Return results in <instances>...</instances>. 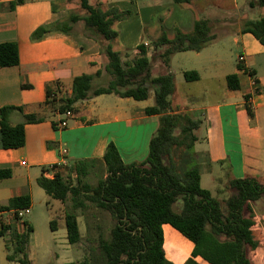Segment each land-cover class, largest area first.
I'll return each mask as SVG.
<instances>
[{
	"label": "crops",
	"instance_id": "1",
	"mask_svg": "<svg viewBox=\"0 0 264 264\" xmlns=\"http://www.w3.org/2000/svg\"><path fill=\"white\" fill-rule=\"evenodd\" d=\"M12 1L0 0V44L17 45L19 64L0 68V111L3 107L21 110L9 115L11 126L23 122V115L34 114L44 121L25 125L23 147L0 149V170L11 171L10 178L0 180V207H5L12 198L27 195L30 209L34 197L40 196L36 180L41 176L53 178L46 169L59 163L62 157L67 165L57 170L61 176L76 160H101L109 143L115 145L124 164L145 160L158 117L144 113L145 108L153 105L152 91L144 101L102 95L77 103L76 112L64 119L66 127L54 129L52 123L58 124L63 118L43 105L47 87L57 81L67 86L80 74L101 70L104 75L103 57L81 21L72 25L71 33L52 32L39 41H31V34L39 27L51 28L71 15L83 16L80 0H23L11 9ZM88 2L102 10L129 13L127 19L114 25L118 32L113 43L115 51H134L144 43L149 48L151 78L167 72L173 75L174 92L169 97L172 113L186 114L200 122L193 131L196 141L190 150L200 187L206 178L210 189L204 190L223 196L229 179L264 178V48L251 34L242 32L245 22L264 17V7L250 9L249 0H192V7L173 0ZM198 17L209 22L215 39L200 52L172 55L166 68L158 57L165 47L154 49L151 44L162 34L172 39L175 30L190 33ZM233 51L237 53L235 63L231 61ZM238 64L244 70H238ZM185 72H195L196 80L187 82ZM232 74L237 76L238 90L227 87L225 78ZM246 105L252 110V119L247 115ZM0 213L3 228L0 258L6 260V237L22 233L25 226L23 216L15 221L13 211ZM63 217L62 214L64 223ZM161 230L166 260L184 264L191 257L193 244L169 225H162ZM195 260L207 264L200 258Z\"/></svg>",
	"mask_w": 264,
	"mask_h": 264
},
{
	"label": "trees",
	"instance_id": "2",
	"mask_svg": "<svg viewBox=\"0 0 264 264\" xmlns=\"http://www.w3.org/2000/svg\"><path fill=\"white\" fill-rule=\"evenodd\" d=\"M173 2L193 5L192 0ZM22 3L23 0H13L10 8ZM247 6L250 9L264 7V0H249ZM80 9L83 16L71 15L67 21L51 28H37L31 34V41H39L52 32L71 33L72 25L81 21L85 33L97 42L104 61V74L111 79L105 86L94 87L93 81L103 76L99 70L94 74L74 76L67 86L57 81L46 89L45 108L64 116L75 113V105L90 98L115 95L144 101L152 91L153 105L145 108L144 113L157 116L158 120L157 129L149 140L147 157L141 162L124 164L115 145L109 143L101 160L74 161L68 167L73 178L54 172L51 179L41 176L36 180L37 186L48 197L61 204L69 203L63 217L69 245L82 241L77 218L90 208L108 213L113 222L106 240L101 235L100 226L94 225L98 237L92 260L85 258L76 264H172L164 256L162 225H169L193 244L191 257L184 264H198L196 258L207 264H252L248 256L254 245L252 204L264 199V178L229 179L226 185L229 195L223 202L202 189L199 173L190 157L191 145L196 141L193 131L200 122L186 114L172 113L169 97L174 92L173 75L167 72L151 78L147 57L149 48L144 43L134 51L113 49L118 37L114 25L127 19L129 13L116 9L102 10L99 5H90L88 0H80ZM242 32L251 34L264 48V17L245 22ZM214 39L209 22L198 17L190 33L175 30L170 40L162 34L151 46L154 49L165 47L158 57L167 68L172 55L200 52ZM18 64L17 45L0 44V68ZM237 69L244 70L240 64ZM183 75L187 82L197 78L195 72ZM225 80L230 90L239 89L235 74ZM245 108L252 119L251 108L248 105ZM15 110L21 111L14 107H3L0 111V149L23 147L25 125L44 121L43 117L34 114L23 115V122L11 126L9 115ZM52 126L56 129L55 123ZM97 166L105 175L92 187L86 178ZM10 177V170H0V180ZM29 207V196L23 195L9 200L5 207H0V212L13 211L14 219L18 221L17 211ZM55 224L54 220L50 221L52 231L56 229ZM23 225L25 230L22 233H12L9 240H5L6 260L10 263L32 264L27 246L33 230L26 223ZM88 229L90 227L87 226ZM10 247L11 254L8 253Z\"/></svg>",
	"mask_w": 264,
	"mask_h": 264
},
{
	"label": "rangeland",
	"instance_id": "3",
	"mask_svg": "<svg viewBox=\"0 0 264 264\" xmlns=\"http://www.w3.org/2000/svg\"><path fill=\"white\" fill-rule=\"evenodd\" d=\"M188 54H191L190 56L194 55V53ZM236 56L237 53L233 51V54L231 55L232 63H235ZM175 64L181 65L180 62H177ZM186 67H189V65H186ZM110 79L111 78L108 75L104 74L102 77L94 80L92 84L94 87L105 86ZM193 88L199 89V87L197 86H193ZM104 98L105 100L107 99L106 97ZM60 117L61 119H64V116ZM71 174L72 173L67 172L64 173L63 176L72 177ZM104 175V171L97 166L92 171L91 175L86 178V182L90 184V186L94 187L96 186L98 180L104 177ZM201 187L207 190L210 189V183L206 178H203ZM36 189L40 192V196L34 197L32 208L28 209L26 213H23V217L21 218V221L23 223H26L33 230L30 237V242L27 246L28 258L31 263L76 264L81 262L85 258L92 260L93 251L97 248L98 237V232L94 228V225H99L103 239H108L109 231L113 225V222L108 213L96 210L94 208H90L82 216L78 212V215L80 216L79 218H77V223L82 241L76 245H69L66 240L64 223L60 218L62 214L64 215V212L67 210L69 203L61 204L58 201H55L48 197L39 187H36ZM224 191L226 195L223 196H218V194L215 195V192L212 191L211 194L218 201L223 202L229 195L226 188ZM222 197L226 198L223 199ZM174 210L177 211L178 208L175 206ZM252 210L255 217V226L252 229L254 245L249 250L248 256L252 264H264V199L260 200L256 204H252ZM51 220H54L56 222L55 225H57V227L55 231H52L50 228ZM87 226L90 227V229L87 230ZM86 238H88L89 241H86ZM6 240H9V237H6ZM2 242L3 239L0 238V244H2ZM8 253H12L11 247ZM0 264L15 263H10L5 259L0 258Z\"/></svg>",
	"mask_w": 264,
	"mask_h": 264
},
{
	"label": "built area",
	"instance_id": "4",
	"mask_svg": "<svg viewBox=\"0 0 264 264\" xmlns=\"http://www.w3.org/2000/svg\"><path fill=\"white\" fill-rule=\"evenodd\" d=\"M129 1H130V2H135L136 0H129ZM238 61H239V63H241L243 60H242L241 57H239V58H238ZM70 116H71V113H66V114L64 115V119H66V118H68V117H70ZM64 119L61 120L60 122H58V124H56V127H57V128H59V129H64V128L66 127L67 124H66V122H65ZM62 155H65V150L62 151ZM21 164L24 165L25 163L22 162ZM66 165H67V163H66L65 159L62 157V160H61L59 163H56V164H50V165L47 167V169L49 170L48 173L53 175V173H54V172H57V170H58L60 167H65ZM27 211H28V209L19 210V211H17V216H18L19 218H21V217L23 216V213H26ZM1 223H2V218H1V213H0V225H1Z\"/></svg>",
	"mask_w": 264,
	"mask_h": 264
}]
</instances>
